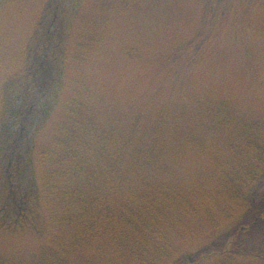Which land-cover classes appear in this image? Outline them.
Wrapping results in <instances>:
<instances>
[{
  "label": "rangeland",
  "instance_id": "rangeland-1",
  "mask_svg": "<svg viewBox=\"0 0 264 264\" xmlns=\"http://www.w3.org/2000/svg\"><path fill=\"white\" fill-rule=\"evenodd\" d=\"M51 87L58 108L23 134L36 131L35 170L17 153L23 214L0 181V264H141L104 242L76 243L60 223L47 180L59 162L40 154L59 141L65 112L83 139H105L88 163L101 162L97 190L115 184L119 161L128 182L112 197L149 187L174 198L185 229L157 264L199 253L198 264H264V225L248 213L263 206L264 179L253 196L238 185L251 160L264 168V0H0V108L23 96L41 106Z\"/></svg>",
  "mask_w": 264,
  "mask_h": 264
},
{
  "label": "trees",
  "instance_id": "trees-1",
  "mask_svg": "<svg viewBox=\"0 0 264 264\" xmlns=\"http://www.w3.org/2000/svg\"><path fill=\"white\" fill-rule=\"evenodd\" d=\"M46 36L50 39L51 35L47 33ZM48 91L49 93H45L43 96L44 102L40 99L41 106H26L28 100L23 96L18 109L14 108V104L18 102L14 100V97L10 99V102L6 100V103L0 108V181L11 187L9 190L12 192L8 194L9 196L14 193V202L18 205V207L16 205L14 214H23L28 204L21 192V183H18L17 180L20 166L25 161L22 157L26 158L25 162L30 165L32 171L35 170L32 157L34 149L37 151V148L35 143H32L36 133L33 131L43 115L45 119H48L58 108V95L52 87ZM65 115L67 119L61 129L59 143L44 149L40 154L41 158L48 154L59 162L47 180L49 192L53 191L54 194L56 191L58 192L56 202L61 204L65 212L63 215L65 221L60 223L65 225L68 223L72 233L75 236H80L79 239H76V243L78 241V243L84 244L81 242L84 239L89 244L97 243V241L98 243L104 242L103 245H107V249L129 251L131 261L141 264L154 262L157 264L159 261L167 260L170 262L173 258L171 257L172 235L178 230L177 225L181 230L185 229L174 214L178 205L174 206L175 200L172 195L168 192L157 195L156 193L159 191H152L148 187V189L143 188L140 191H131L132 193L129 191L127 195L131 200L112 197V192L116 194L118 191V188H113V185H120L121 190V188L126 189L128 182L129 172L124 174L120 171L124 165L119 161L113 165L111 162V180L109 181L115 184H111L112 187L106 190H97L95 184L100 177L98 169L101 162L91 165L92 170H88V163L96 154L95 150H101L105 139L101 140L98 147L92 145L93 142L89 140L87 131L84 139L76 133L78 129L82 128L76 120L77 117L72 112H65ZM20 124H23L22 127ZM28 124L31 125L33 131L28 134L26 140L23 134ZM18 152L25 156L17 155ZM29 155L31 156L29 157ZM258 159L260 160L261 156ZM99 161L104 160L100 157L96 163ZM262 163H264V159ZM250 164V170H247L244 178L241 177L238 185L240 191L244 193L247 190V195L253 196L256 194L251 186L256 185L262 178L264 179V174H262L264 168L262 171H258L261 163L259 162L258 165L254 160H251ZM247 187H251L252 191ZM70 201L73 202L71 204L73 209L68 212ZM262 203L263 206L260 205V208L248 211L250 220H253V224L256 225L254 227L260 224L264 225V221L257 222L255 220H260L264 216V200ZM111 204H113V208H110ZM191 208L189 207L187 210ZM2 213L1 210L0 214ZM196 213L197 210L192 208L189 216L192 217ZM3 215L6 218L11 217V214L7 212ZM76 243L75 246H80V243L77 245ZM151 255L156 258L151 260ZM201 256L203 253L191 257L186 255L185 259L190 264H198Z\"/></svg>",
  "mask_w": 264,
  "mask_h": 264
}]
</instances>
